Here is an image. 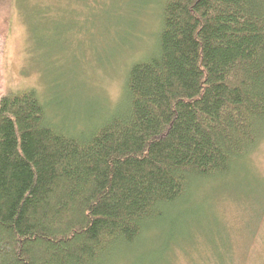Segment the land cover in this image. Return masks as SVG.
I'll return each instance as SVG.
<instances>
[{
  "label": "trees",
  "instance_id": "16d2710c",
  "mask_svg": "<svg viewBox=\"0 0 264 264\" xmlns=\"http://www.w3.org/2000/svg\"><path fill=\"white\" fill-rule=\"evenodd\" d=\"M158 10L153 49L92 125H57L34 89L0 96V264H172L205 219L183 208L191 186L230 176L264 138V0ZM208 233L224 264L233 251Z\"/></svg>",
  "mask_w": 264,
  "mask_h": 264
},
{
  "label": "rangeland",
  "instance_id": "374dc122",
  "mask_svg": "<svg viewBox=\"0 0 264 264\" xmlns=\"http://www.w3.org/2000/svg\"><path fill=\"white\" fill-rule=\"evenodd\" d=\"M159 1L0 0V96L34 89L57 125H92L88 115H105L127 67L153 49ZM241 162L230 176L191 186L183 208L201 207L205 219L188 225V254L172 247L168 262L220 264L208 232L233 251L224 264L264 261V198L252 199L264 186V138ZM148 246L157 245L149 238Z\"/></svg>",
  "mask_w": 264,
  "mask_h": 264
}]
</instances>
